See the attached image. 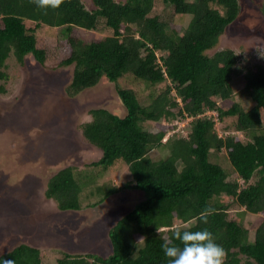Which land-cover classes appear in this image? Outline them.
Returning a JSON list of instances; mask_svg holds the SVG:
<instances>
[{"label":"trees","instance_id":"1","mask_svg":"<svg viewBox=\"0 0 264 264\" xmlns=\"http://www.w3.org/2000/svg\"><path fill=\"white\" fill-rule=\"evenodd\" d=\"M156 1L91 0L88 9L82 0H65L59 8L40 9L31 0H0V81L9 79V60L23 65L30 58L51 69L72 67L70 96L101 82L115 84L125 112L91 108L79 127L101 152L90 170L108 169L122 159L128 179L121 188L147 192L111 227L107 255L65 253L56 264H168L161 245L176 227L209 230L227 251L225 264H264V67L242 73L252 101L245 106L234 100L232 82L240 73L236 52L209 53L238 19L241 2L162 0L174 13L192 15L182 31L154 14ZM260 9L264 13V4ZM44 25L65 27L68 37L67 51L54 61L38 42ZM100 27L110 34L85 40L76 30ZM139 85L147 86V96ZM176 118L191 119L189 133L164 142L176 128L166 122ZM157 148L167 156L152 159ZM216 154H225L230 168L212 161ZM88 167L66 165L48 180L45 195L61 211L83 209L92 177ZM205 208L214 209L207 224L198 219ZM235 210L257 215L253 237L244 217L232 216ZM42 255L40 248L20 243L0 260L44 264Z\"/></svg>","mask_w":264,"mask_h":264},{"label":"rangeland","instance_id":"2","mask_svg":"<svg viewBox=\"0 0 264 264\" xmlns=\"http://www.w3.org/2000/svg\"><path fill=\"white\" fill-rule=\"evenodd\" d=\"M82 2L88 9L93 7L91 0ZM240 2L238 19L209 53L225 48L236 52L240 73L232 82L234 100L248 106L252 101L245 92L243 74L248 68L264 67V59L258 58L256 49L264 48V13L260 9L264 0ZM153 12L174 26L181 25L182 31L192 19L190 14L174 13L162 0L156 1ZM76 30L85 40L110 34L103 27ZM37 36L49 61L57 60L67 51L65 27L44 25ZM6 71L9 79L0 81V255L20 243L40 248L44 264H56L65 253L107 255L112 250L111 227L147 196L142 189L121 188L128 179V166L122 159L108 169L99 166L90 170L91 162L101 152L85 141L79 127L89 117L91 108L107 107L125 112L116 98V85L101 82L70 96L66 88L71 81L72 67L51 69L30 58L21 65L12 58ZM139 86L142 94L149 93L147 86ZM190 122L191 119L180 118L166 122L176 128L163 141L170 135H187ZM150 126L157 131L156 124L150 123ZM223 155H214L212 161L228 169L230 163ZM150 156L160 160L167 156V150L154 149ZM85 164H89L87 169L92 177L83 194V209L61 211L45 195L48 180L63 166L83 168ZM85 170H79V175L84 176ZM115 187L119 191L106 198V193ZM232 216L244 217L253 237L257 215L244 213L242 216L235 210Z\"/></svg>","mask_w":264,"mask_h":264},{"label":"clouds","instance_id":"3","mask_svg":"<svg viewBox=\"0 0 264 264\" xmlns=\"http://www.w3.org/2000/svg\"><path fill=\"white\" fill-rule=\"evenodd\" d=\"M31 2L40 9H56L65 0H31ZM256 49L258 58L264 59V48ZM212 214H214V209L205 208L199 214L198 219L207 224L208 217ZM174 241H179L180 244L178 245ZM161 247L168 258V264H225L227 259V251L222 245L216 243V238L206 228L193 231L176 227L171 238H164ZM0 264H15V261L3 259L0 260Z\"/></svg>","mask_w":264,"mask_h":264}]
</instances>
